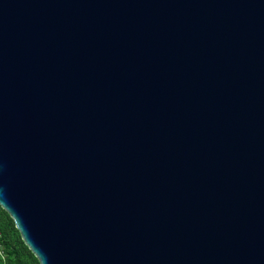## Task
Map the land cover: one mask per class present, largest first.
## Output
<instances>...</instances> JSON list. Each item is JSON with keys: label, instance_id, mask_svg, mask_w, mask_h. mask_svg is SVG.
Returning a JSON list of instances; mask_svg holds the SVG:
<instances>
[{"label": "water", "instance_id": "obj_1", "mask_svg": "<svg viewBox=\"0 0 264 264\" xmlns=\"http://www.w3.org/2000/svg\"><path fill=\"white\" fill-rule=\"evenodd\" d=\"M0 207L40 264H264V0H0Z\"/></svg>", "mask_w": 264, "mask_h": 264}, {"label": "trees", "instance_id": "obj_2", "mask_svg": "<svg viewBox=\"0 0 264 264\" xmlns=\"http://www.w3.org/2000/svg\"><path fill=\"white\" fill-rule=\"evenodd\" d=\"M0 264H40L23 242L13 220L0 207Z\"/></svg>", "mask_w": 264, "mask_h": 264}, {"label": "built area", "instance_id": "obj_3", "mask_svg": "<svg viewBox=\"0 0 264 264\" xmlns=\"http://www.w3.org/2000/svg\"><path fill=\"white\" fill-rule=\"evenodd\" d=\"M0 255H2V247H1V245H0Z\"/></svg>", "mask_w": 264, "mask_h": 264}]
</instances>
